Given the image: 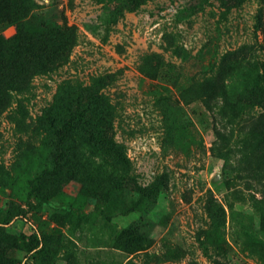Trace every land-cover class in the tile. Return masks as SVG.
I'll list each match as a JSON object with an SVG mask.
<instances>
[{"label":"rangeland","instance_id":"obj_1","mask_svg":"<svg viewBox=\"0 0 264 264\" xmlns=\"http://www.w3.org/2000/svg\"><path fill=\"white\" fill-rule=\"evenodd\" d=\"M51 27L65 61L0 110V264H264V0H0V35ZM69 89L124 158L58 149Z\"/></svg>","mask_w":264,"mask_h":264},{"label":"trees","instance_id":"obj_2","mask_svg":"<svg viewBox=\"0 0 264 264\" xmlns=\"http://www.w3.org/2000/svg\"><path fill=\"white\" fill-rule=\"evenodd\" d=\"M5 1V0H4ZM13 5L22 6V0H6ZM67 30V29H63ZM59 28H45L33 31L32 33L20 32L15 40L0 35V110L10 104L13 92H29L32 88V78L37 71H49L59 67L66 59L67 46L58 44L54 40ZM238 84L222 82L224 94L222 99L227 105H231L234 100L228 97L232 94ZM84 89H69L70 96L64 104L68 117L58 124L56 128L57 147L62 149L65 138L77 128H84L90 137L98 140L107 151H113L124 158L121 147L109 134V130H95L94 116L95 108L92 103V95L84 93ZM229 94V95H230ZM256 94L250 93V98ZM55 108L51 103L50 108ZM259 118V119H258ZM254 119L255 127L264 128V112ZM216 147V146H215ZM60 155H63L60 153Z\"/></svg>","mask_w":264,"mask_h":264}]
</instances>
